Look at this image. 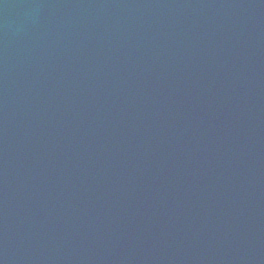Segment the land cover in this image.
<instances>
[{
  "label": "water",
  "instance_id": "1",
  "mask_svg": "<svg viewBox=\"0 0 264 264\" xmlns=\"http://www.w3.org/2000/svg\"><path fill=\"white\" fill-rule=\"evenodd\" d=\"M0 264H264V0H0Z\"/></svg>",
  "mask_w": 264,
  "mask_h": 264
}]
</instances>
